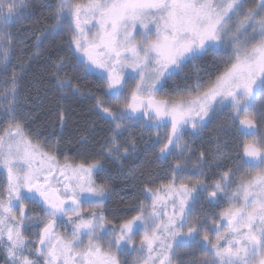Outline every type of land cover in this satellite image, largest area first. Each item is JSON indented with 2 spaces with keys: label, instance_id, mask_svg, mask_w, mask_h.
Here are the masks:
<instances>
[{
  "label": "snow or ice",
  "instance_id": "obj_1",
  "mask_svg": "<svg viewBox=\"0 0 264 264\" xmlns=\"http://www.w3.org/2000/svg\"><path fill=\"white\" fill-rule=\"evenodd\" d=\"M252 3L48 5L50 17L40 19L50 30L37 36L36 47L56 41L66 24L71 33L66 54L50 65L54 88L63 98L94 99L92 111L107 123L108 135L98 148L95 139L82 136L77 158L65 155L61 162L59 134L55 143L41 140L42 133L26 131L17 117L20 75L12 72L0 88V115L10 121L0 135L4 264H264V0ZM34 14L27 0H0V72L7 73L15 54L9 29ZM194 61L203 64L194 83L176 85L175 95L158 99L168 81ZM19 70L26 71L23 63ZM88 76L102 96L91 85L83 92L79 81ZM225 108L226 122L205 147L204 129ZM58 117L63 132L67 113L61 110ZM133 125L147 130L148 140L144 131L139 138L132 134ZM140 141L145 148L159 145L156 159L167 165L171 180L156 186L157 177L140 168V202L116 223L104 210L111 198L107 165L122 173ZM224 202L228 206L218 214L206 207ZM181 248L192 258L182 260ZM196 252L203 256L195 258Z\"/></svg>",
  "mask_w": 264,
  "mask_h": 264
},
{
  "label": "trees",
  "instance_id": "obj_2",
  "mask_svg": "<svg viewBox=\"0 0 264 264\" xmlns=\"http://www.w3.org/2000/svg\"><path fill=\"white\" fill-rule=\"evenodd\" d=\"M33 6L35 14L32 17L22 19L19 23L13 24L9 31L11 38L15 41L13 45L15 54L11 63L8 65L7 73L0 75V80H10L12 72L15 70L20 75L18 84L19 88V105L17 108V117L24 120L25 130L31 133L40 132L41 140L48 138L52 143L57 140V134L60 136V161H64L67 155L71 159H76L78 155L77 141L82 136H88L97 141L96 147L108 135V125L104 121L99 120L92 111L94 99L87 98H63L61 94L54 88L50 65L58 55L66 54L68 40L71 39V33L68 31L67 24L63 31L56 37V41L51 39L44 40L39 47H36L37 36L48 29V25L44 23L40 17H50L49 7H54L56 0H27ZM44 4V7L40 5ZM51 22V21H50ZM70 22V21H69ZM50 30V29H48ZM35 32V34H32ZM27 37V39H26ZM23 43L24 53L20 55V46ZM31 57V60L29 59ZM23 63L26 71L20 73L19 65ZM202 67V66H201ZM203 75V73H201ZM76 82L75 80L73 81ZM84 93L89 92L88 85H91V91L97 96H102V90L97 89L95 78L88 76L79 81ZM186 82L174 84L184 87ZM63 110L67 113L63 132L60 131V122L58 113ZM9 120L0 115V135L9 125ZM225 121H221L216 126ZM216 127L204 129L203 138H210L215 134ZM95 129V131H93ZM139 128L132 126L131 132L140 136ZM211 133V134H210ZM128 133H125L127 136ZM148 139L145 133L144 140ZM231 139V138H230ZM91 143V140L89 141ZM208 147V143H204ZM229 147L231 148L230 144ZM235 152H232L234 155ZM77 162H79L77 160ZM158 163L153 158V153L145 149L143 141L139 142L137 154L123 162V172L118 171L116 165H107L111 180V198L106 202L110 208V212L117 214L122 209L123 203L134 202L140 200V194L134 192L129 185L133 184L137 179L140 168H145L152 172L155 176L159 169ZM99 181V178L97 180ZM137 182H139L137 180ZM0 264H4V259L0 256Z\"/></svg>",
  "mask_w": 264,
  "mask_h": 264
},
{
  "label": "flooded vegetation",
  "instance_id": "obj_3",
  "mask_svg": "<svg viewBox=\"0 0 264 264\" xmlns=\"http://www.w3.org/2000/svg\"><path fill=\"white\" fill-rule=\"evenodd\" d=\"M201 66H203L201 61H194V62H189L188 64H186L184 69H183V72L181 73V75L169 80L166 88L163 90L162 93L158 94L157 98L159 99V98H164L165 96L171 97V96L175 95V89L173 87L174 84H178V83H181V82H186V83L187 82H192V84H193L194 81H195V77H196V70H197L198 67H201ZM228 112H229V109H227V108L223 109V111H221L212 120V122L207 125L206 128L207 129H210L212 127H216L217 128L216 125L218 123H220L221 121H225L226 122ZM236 123L239 124V120H237ZM133 126L135 128H139V125H133ZM216 128H214V129H216ZM143 131L145 133H147V130H143ZM165 131H166L165 129H161V135H163ZM204 132L205 131H203V134H204ZM215 134H216V132H215ZM154 136H155V130H153V137ZM190 139H191L190 137H186V141L190 140ZM209 139L210 138H207V139L203 138L204 142H208ZM146 140H148V139L146 138ZM229 144H230L231 148L234 149L237 146V141L235 140V138L234 139H229ZM199 146L200 145L198 144L197 147H199ZM158 147H159V145H157L156 148L154 149V148H151V145H149L148 148H145L148 151L153 153V158L155 159L156 163H158L157 167H158L159 171L155 175L157 177V179L155 181L156 186L166 185L171 180V173L167 171V165L166 164H162L159 160L156 159L155 153H156ZM168 159H169V161H172L173 158L169 157ZM161 168H163L164 170L161 171ZM198 178L199 177H192L193 180L198 179ZM185 182H187V181H185ZM141 187H142V184L140 182H137V180L133 184L129 185V188H131L134 192H137V193L140 194V198H141V192H140ZM139 202H140V200H137V201L134 200V202L123 203L122 209H119L120 211H118L117 214H113V213L110 212V208L108 207L109 204H107V203L104 206V210L108 213L109 217H115L116 219H115L114 222L118 223L119 222V217L122 216V215H125L126 214V210L128 208H130L133 205H138ZM227 206H228L227 203L224 202V203L220 204V206L215 207V208H212V207H209V206H206V207H208V210L210 212H215V213L218 214L223 208H225ZM197 207L199 208V205ZM212 227H213L212 224L209 222V228L211 229ZM60 230L62 231L63 229H60ZM185 231H186V229H185ZM221 231L223 232L224 230L221 229ZM210 235H211L212 239L215 240V231H211ZM139 238L140 237L137 236L136 240L139 241ZM221 243L223 244L224 242L222 241ZM178 252L180 253V258L182 260L183 259L192 258V257H189V256L186 255V253L188 252L187 249L181 248V249L178 250ZM202 256H203L202 252H196V254H195V258H197V259L202 257ZM128 259L131 262L132 257L130 256Z\"/></svg>",
  "mask_w": 264,
  "mask_h": 264
},
{
  "label": "rangeland",
  "instance_id": "obj_4",
  "mask_svg": "<svg viewBox=\"0 0 264 264\" xmlns=\"http://www.w3.org/2000/svg\"><path fill=\"white\" fill-rule=\"evenodd\" d=\"M247 6H253V3H252V0H248V4H247ZM4 73L3 72H0V75H3ZM1 79V78H0ZM4 82H5V80H0V88H3L4 87ZM186 84H192V82H187ZM185 84V85H186ZM3 116V115H2ZM10 123V122H9ZM138 131H143L141 128L138 130ZM235 138V136H234V134H233V136H232V138L231 139H234ZM61 162H63V161H61ZM85 207H89L88 205H85ZM4 259V258H3Z\"/></svg>",
  "mask_w": 264,
  "mask_h": 264
}]
</instances>
